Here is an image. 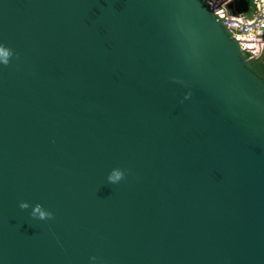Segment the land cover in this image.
<instances>
[{
    "label": "water",
    "instance_id": "1",
    "mask_svg": "<svg viewBox=\"0 0 264 264\" xmlns=\"http://www.w3.org/2000/svg\"><path fill=\"white\" fill-rule=\"evenodd\" d=\"M222 21L0 0V264H264V79Z\"/></svg>",
    "mask_w": 264,
    "mask_h": 264
},
{
    "label": "built area",
    "instance_id": "2",
    "mask_svg": "<svg viewBox=\"0 0 264 264\" xmlns=\"http://www.w3.org/2000/svg\"><path fill=\"white\" fill-rule=\"evenodd\" d=\"M218 17L227 33L235 39L246 57L257 58L264 47V0H252L254 10L250 15L230 10V0H204Z\"/></svg>",
    "mask_w": 264,
    "mask_h": 264
},
{
    "label": "trees",
    "instance_id": "3",
    "mask_svg": "<svg viewBox=\"0 0 264 264\" xmlns=\"http://www.w3.org/2000/svg\"><path fill=\"white\" fill-rule=\"evenodd\" d=\"M227 7L230 10H234L236 12L250 15L254 10V4L252 0H232V2L227 3ZM256 69H253L255 73H257L260 77L264 79V55L263 51L259 57L255 58Z\"/></svg>",
    "mask_w": 264,
    "mask_h": 264
},
{
    "label": "clouds",
    "instance_id": "4",
    "mask_svg": "<svg viewBox=\"0 0 264 264\" xmlns=\"http://www.w3.org/2000/svg\"><path fill=\"white\" fill-rule=\"evenodd\" d=\"M7 59L4 61V63H7ZM123 178V173L119 170L113 171V173L109 177V181L111 183H117ZM22 208H27L26 204L21 205ZM38 210V209H37ZM43 213H41V217H43Z\"/></svg>",
    "mask_w": 264,
    "mask_h": 264
},
{
    "label": "flooded vegetation",
    "instance_id": "5",
    "mask_svg": "<svg viewBox=\"0 0 264 264\" xmlns=\"http://www.w3.org/2000/svg\"><path fill=\"white\" fill-rule=\"evenodd\" d=\"M245 56V55H244ZM246 57V56H245ZM255 58H250L249 59V65H250V68L252 69H256V62L254 61ZM252 69V70H253ZM254 71V70H253Z\"/></svg>",
    "mask_w": 264,
    "mask_h": 264
},
{
    "label": "rangeland",
    "instance_id": "6",
    "mask_svg": "<svg viewBox=\"0 0 264 264\" xmlns=\"http://www.w3.org/2000/svg\"><path fill=\"white\" fill-rule=\"evenodd\" d=\"M262 51H263V55H264V47H263V50Z\"/></svg>",
    "mask_w": 264,
    "mask_h": 264
},
{
    "label": "crops",
    "instance_id": "7",
    "mask_svg": "<svg viewBox=\"0 0 264 264\" xmlns=\"http://www.w3.org/2000/svg\"><path fill=\"white\" fill-rule=\"evenodd\" d=\"M230 2H232V0H230Z\"/></svg>",
    "mask_w": 264,
    "mask_h": 264
}]
</instances>
